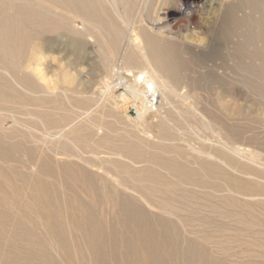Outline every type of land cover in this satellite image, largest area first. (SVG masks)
I'll return each mask as SVG.
<instances>
[{"label":"rangeland","instance_id":"374dc122","mask_svg":"<svg viewBox=\"0 0 264 264\" xmlns=\"http://www.w3.org/2000/svg\"><path fill=\"white\" fill-rule=\"evenodd\" d=\"M5 1H6V3H5ZM32 1L34 2V0H31L30 2H32ZM0 2H1L0 3V10H1V6H2L3 11H4V13L2 11H0V13L2 12L3 14H6V15L8 14V16L14 14L15 12H17V10H19L18 11V14H19V12L22 11V10H20L21 7L23 8V10H25L27 8L25 12L23 11V13L19 15L20 17L12 15V17L14 16L16 18V21L18 19L20 20V22L19 21L13 22L12 25L10 26L11 31L15 27V30L12 31V33L16 37L17 36L20 37L21 36V33H20L21 30L20 29L21 28H18V26L19 27L21 26L26 31V34H25L26 38L24 37L25 42H23V44H25L24 45L25 48H23L21 51L16 50L17 53L15 51V53L13 55H11L9 57V59H11L12 61L14 60V62L17 65H21V68L23 69V71L28 70L27 72H24L25 74L28 75V76L26 75V77H27L26 78V84L32 90V93L34 96V97H32V96L28 97L27 95H24L25 93H21L20 96L22 98L25 97V99H26V100L24 99V102L27 105L30 103L29 106L26 105L27 108L24 107L23 104H22L23 106H21V105L19 106V104H21V101L23 102V100H20L19 103H17L18 102L17 101L15 103L17 105H15V104H10L9 102L3 101L0 99V109L5 114L7 113L6 115H8V117L17 118L16 120L19 119V121L22 122L23 126L27 125V127L32 128L35 132H37L38 135L43 133V127L40 124H38L36 119L33 121H36L37 123L36 122L33 123V121H31V119L29 117H31L30 115L32 114V116H34V118H36V115L40 111H44L43 107L46 108V111L54 110L52 112H54L58 115L61 114V116H62L64 110H65L64 112H67V110L69 112L70 111L74 112L75 110L78 111V109H79V111H88L89 110L90 112L96 110L97 106H94L95 102H93L91 100V97H88V96H92V97L95 96L96 97V96H100L102 94V92H105V89L103 88V86H104V82H105V78H106L107 73H106V69H105L104 61H103L105 59V57L103 55H105L106 53L108 54L107 51L109 50V48L106 47L107 45L104 46L105 47L104 48L105 53L103 54V51L101 50V47L99 45L100 43L98 40V35L95 38H92V37L87 38V31H85V30H87V28L85 29V27H87V23L82 24L79 19L75 20L77 22H74V21L72 22V21H69L67 19L68 15L65 14V12H68V11L67 10L65 11L64 7H66V9H67V7L68 8L74 7V8H72L73 12L78 10L76 12L81 13L82 7L80 4H82V3H78L75 1L76 4H73V6H72V5H68L69 3L66 2L67 3L66 4L64 2V5H63L64 7H61L62 5L60 4L61 8L60 7L59 8H60V10L62 9L61 10V13L63 14L62 15L60 13L57 14V12H60V11L54 12V11L49 10L48 5H46L45 3H42L41 1H36V4H35V2L30 3V2H28V0L27 1L26 0H10V2H9V0L8 1L7 0H0ZM15 4L18 7L17 6L15 7ZM29 4H30L31 8L29 7ZM77 4H79V5H77ZM34 5L35 6L37 5L39 7V9L37 6H36L37 9H35L36 7ZM44 5H46V6H44ZM145 5H146V2H144V4L142 6H145ZM180 5L181 4H180L179 0H173L172 8H174V9L177 7L179 8ZM12 6H14V7H12ZM25 6H28V7H25ZM142 6L138 5L137 8L138 9H139V7L143 8ZM4 7H5V10H4ZM11 7L14 9L12 10ZM42 7H44L46 10L48 9L50 12L46 11ZM16 8H18V9H16ZM41 8H42V10H41ZM63 8H64V10H63ZM73 9L74 10L76 9V10L74 11ZM121 9L123 10L122 7L120 8V10ZM148 10H149L148 12H151V9H148ZM8 11H10L11 13L9 14ZM34 11H37V12H34ZM107 11L110 13L109 7H108ZM45 12H47V13L45 14ZM52 12L54 13V16H53V14H50ZM37 13L42 14V15L44 14L43 15L44 17L46 16L48 18H52L51 20H53V22H54V24L53 23L52 24L55 26V23H56L57 24L56 28H58L60 30L62 29V30L56 31L57 29H55V30H52L53 32L51 33V30L46 29V33H48L46 35V34H44L45 33V27L44 28L42 27L44 33H43V31L40 33L41 27H40L39 21H37V23H34V22H36V20L35 19H34L35 21L32 20L33 17ZM55 13H56V15H59V16L57 17L55 15ZM178 13H182V12L178 11ZM18 14L16 13V15H18ZM24 14H27V15L25 16ZM38 14L34 18H37ZM133 14H135L133 23L136 26L138 24V20L136 18L137 15L134 12H133ZM22 15H24V16L21 17ZM28 15H32L33 17L28 16ZM197 15H198L197 13L193 14V16H197ZM17 17H19V18L17 19ZM26 17L28 19H26ZM0 18L3 19L1 14H0ZM21 18H25L26 23H25L24 19L21 20ZM30 18H32V19H30ZM48 18H47V20H48ZM39 19H40V15H39ZM54 19H56V20L54 21ZM27 20H32V21L27 22ZM65 20L67 22L69 21L68 23L71 22L70 25H68V23L65 22ZM21 21L23 23H21ZM58 21H60V23ZM2 22L3 21L0 20V24ZM24 23H25V25H24ZM28 23L34 24L35 26L31 25V24H30V26H28ZM61 23H63V24H61ZM75 23H77L76 24L77 26L75 25ZM195 23L196 22L194 21L193 24H195ZM3 24H1V25H3ZM19 24H21V25H19ZM58 24H59V26H60V24L63 26L59 27ZM12 26H14V27H12ZM31 26L32 27L34 26V29ZM75 26H76V28H75ZM62 27H64L65 30ZM31 28L34 30V33H33V30H31ZM35 28H36V31H35ZM72 28H75V30L73 31ZM67 29H68V31L70 30L71 32L70 31L68 32ZM79 29L81 31H79ZM16 30H18L19 32ZM65 31L68 33H66ZM82 31H83V33H82ZM15 32H16V34H15ZM30 32H31V34H30ZM72 32H74V33H72ZM55 33H57V34H55ZM70 33H72V34L70 35ZM76 33L78 36L76 35ZM73 34H75V35H73ZM84 34H85V36H84ZM209 36H210L209 44H210V47L212 46L211 48L213 49L215 46L214 31H212V32L210 31ZM24 38H22V40ZM227 47H228V43L224 47L222 52L219 54V56L217 54L212 53V51H209V50H208L209 52L206 55L201 56V57L198 56V54H196L197 57H195V59H193V62L190 65H187V67H185L186 69L184 70V74L186 75V77L188 76L186 78L187 83L192 81V83H190V85L195 84L194 86L199 88L202 91V92L200 91L202 93V95L205 96V98L208 97V99L202 98L203 99L202 102L198 103L199 104L198 105V104H195L193 102L192 98H190L186 102L187 104H185V105L178 104V106H176L177 110H182L185 107L192 108V109L197 107L196 108L197 113L200 110V112H199L200 114H201V111L202 110L204 111L205 110L204 108H206L209 112H211L214 115H209V116L201 115V116H203L202 117L203 119L202 118H200V119L203 120V122H204L203 123L202 120L200 122L199 118H197V117H201L199 113H198L199 115L197 113L192 115L193 120L195 118L194 121L192 120V117H190V118L182 117L181 118L178 114L171 113V115H173L174 117L170 116L171 121L169 122V124H166L168 126V128H166V132L169 134H174V132L175 131L177 132V130L179 129L180 130V131H178L179 134H180V132L182 134V133L187 131L186 133L182 134L183 138H185L187 135L186 138L188 139V136H189L190 138L188 140H190L193 144L196 142L195 144L197 146L203 145L205 147V145H206L205 141L206 140H211V141H215V142L218 140V139H215V138H217V134L213 133V132L211 133V131L209 132V130H207L204 127L201 128L200 126H202V123L203 124L206 123L207 118H209V119H207L208 120L207 122H209L211 120V118H215V120L217 122H219L220 124H223L225 127L228 126L230 129L232 128L230 131V133L232 135L229 134L231 138L230 137L227 138L229 140V143L231 145L234 144L233 146L236 145L237 148H240L241 150H243L242 147H245L244 150L246 153L244 155H239V154H236L234 152H231L232 154L229 155V152H227L225 149H221V151L218 150L219 151L218 153L222 152L220 155L224 154L223 156H225V158H227L226 161L229 160L228 162H230V163L228 166H230V167L225 166V168H224L223 165L220 167V165H217L215 163H213V164L211 163V166H210L212 169L211 170L208 167L210 164L208 161H207V163H205V160H204V162L199 161L200 162L199 165H201L200 167H202V171H200L199 174L196 175L195 177H192V179L194 181L192 179H190V181L187 180V181H189L188 183H186L187 182L186 180L181 179V178H180L181 182H179V179L177 180V177L174 178V176L172 175L174 173L171 170H168L166 168H162V169L156 171L157 173L159 172L158 173L159 175H163V174L165 175V176H160V180H161V182L163 180V183L157 182V181L155 183L154 180H152V179L150 180L151 176H153V175L150 174L149 169L139 170L137 172V174L141 173L140 175H137L138 177L143 175V176H141V179H140L143 182L138 180V178H137L138 182H142V183H146V184H148V182H149L150 185H152V184L156 185L157 183H159V185H156V186L161 188V190H162V187H164L162 190V194L164 192H166V190L171 189L170 191L173 192L177 188V190L175 191L177 194L174 192L176 195L172 192H171L172 195L171 194L169 195V193L167 194V192H166L167 195L163 194V195H165V197L161 196L162 195L161 194V195H159L161 197V199H159L160 198L159 196L157 198L159 200H162V198H164V199L166 198L165 201L163 199L164 202L161 201L162 202L161 204H165V203L167 204V202L170 201V202H168L169 204H173V205L176 204L177 207L178 206L180 207L179 208L180 212H178L179 217L182 215L180 220L182 221V223L183 222L186 223V224L183 223V225L187 231L189 230L188 232H191L190 236H187L189 234L187 232L185 234H182L183 231L181 230V225L175 219L166 218L162 215L158 216V214H151L149 211L143 210V208L140 206V204H138L133 198H131V197L129 198V195H127L125 192H122L120 190L116 191L114 186L108 184L105 180H103L102 178L97 176L95 173H91V172L87 171V169H85L81 165H78V166H81V168L85 169L84 172L86 174H88L90 177V180L85 181V184H83V187L80 184L79 185L76 184V182H74V181L68 182V180H66L63 176L64 172H65V171H63L64 169L58 168V166L56 165L54 160H53V164L51 165L50 169H46L45 163H42L39 167V171L37 174H36V172H32L29 169L28 161L30 159L37 158L39 152L32 149V146L29 143L22 140L21 136H19L20 135L19 133H13V134L7 133L6 138H2L0 136V142H1L0 144H2V146H3V148H1V146H0V149H2L0 151V162H1L0 163V264H59L58 260H60L61 264H76L77 263L76 261H78V263L80 262L79 264H86V263L87 264H90V263L91 264H149L150 262H151L150 264H157V263L158 264H183V263L184 264H188V263L189 264H194V263L195 264H213V263L220 264L221 262H222V264H240L241 262L243 264H252V262L256 263V264H264V245H263L264 242H262V238L264 239V227L261 224L262 222L264 224V216H263L264 215V203H263L264 202V194H263L264 193V185H263L264 184V181H263L264 177H263V179H261L262 175L264 176V174H262L264 172V169H263V167H264V164H263L264 163L263 162L264 154H262V153H264V149H262V148H264V143L262 144V142H264V140H262V142L257 141L258 138H259V140H261L260 139L261 136H262V138L264 137L263 136L264 135V128H263L264 127V95H263L264 92H262L263 94L261 93V91L264 90V82H263L264 81V74L258 73L256 77L254 74L252 76L253 78L250 76L251 75L250 74L248 76V81L250 79L251 80L248 84V87L245 86L243 83H241L240 79L242 76L239 74L238 69H237V63H239V60L234 58V56H232L233 55L231 53L232 50L229 49V50H231V51H229ZM230 47H231V44H230ZM192 49L193 48H191V51H193ZM19 53H21V55ZM118 55H117L118 60H116V61H118L117 66L119 68L122 65H121V62L119 59L120 53H118ZM190 60H191V57L189 55H183V61L188 63V61H190ZM24 63H28V64L30 63V64L28 65V64H24ZM121 72H124V71L121 70ZM262 76H263V78H262ZM257 77H259V79L262 78L261 80H263V81H260ZM5 79L6 78L3 79L2 77H0V87H1L0 90L1 91L4 90L3 87H6L7 89L9 88L8 85L10 84V82L8 81V79H6L7 81ZM258 81H259V83L263 82V84L261 83V85H260L258 83ZM115 83H117V81ZM145 83H146V81L143 84H140L137 86L139 91L142 93L147 91ZM38 84H41L42 87L41 86L40 87L43 89L40 90V87ZM250 84H251V86H250ZM250 87H252L253 90H251ZM44 88L47 91H44ZM188 88H189V85H188ZM216 89H217V91H216ZM254 89H257L258 91L254 90ZM115 90L117 93L115 92ZM41 91L44 94L45 93L50 94V96H48V94L42 95L43 93ZM59 91H60V93H59ZM62 91H63V93H62ZM212 92H214L215 95H218V96H211ZM37 93L40 94V96H38ZM112 93L116 94V96H119L120 94L125 93V89L122 87H120L118 89L114 88V89H112ZM54 94H57V96ZM75 94H76V96H74ZM222 94H224V97ZM79 95H80V97H79ZM66 96L70 99H68ZM47 98H48V100H47ZM64 98H65V100L67 99V101H65ZM52 99H53V101H52ZM68 100H70V102ZM74 100L77 102L78 109H77L76 102ZM79 100H81L82 102ZM232 100H234V102ZM2 101L7 102L8 105L5 103L3 104ZM44 102H45V104H44ZM68 102H69V104H67ZM89 102L91 104H89ZM74 103H75V105H74ZM79 103H80V105H79ZM50 104H52V105H50ZM135 104H136L135 101L133 99H130L129 101H119L107 109L108 112H107V116H106V122H108L110 125H112L111 128L113 129V131L115 129L118 131V132L114 131L116 134L113 132L114 136H116L120 139L121 138L128 139L127 135H129V129H130L131 134H132L135 127L140 125V120H139L138 114H137L136 109H135ZM4 105H6V107ZM65 105H66V107H65ZM69 106L70 107L75 106L76 108L72 107L73 108L72 109ZM21 107L25 108L29 112V114L26 113V110L22 109ZM30 107H31V110H30ZM32 107H34L35 109ZM38 107H40V108H38ZM41 107H42V109H41ZM47 108H51V109H47ZM188 108H185L183 110H187ZM199 108H201V109H199ZM32 111H35V112H32ZM37 111H38V113H37ZM89 111H88V113H89ZM20 112H21V114L19 115ZM30 112H31V114H30ZM213 112H216L217 114L213 113ZM219 112H221V113H219ZM24 114H26L27 117L24 116ZM219 117H220V120L218 119ZM11 118H8V121H11ZM24 118H27V119H24ZM31 118L33 119V117H31ZM179 119H180V121H178ZM204 119H205V121H204ZM114 120H116V121H114ZM145 121H146L145 126L148 128L149 131L151 130L150 132H152L153 134H156V135H157V133L160 132L159 126H158L159 122H154L150 116L147 117ZM117 122H119V123H117ZM27 123H30V125H28ZM182 123H184V124H182ZM118 124H121V126L122 125L123 126L126 125V126L125 127L122 126V128H123L122 129L121 126H118ZM8 126H10V125H8ZM127 127H129V128H127ZM170 127H172V128H170ZM175 127H178V128H175ZM233 127H234V129H233ZM196 128L199 132L201 131L202 133H204V135L202 133H200V135H199V132H197V130H195ZM169 129H171V130H169ZM181 129H182V131H181ZM36 130H38V131H36ZM120 130H121V132L124 131L123 132L124 134L120 133ZM233 131H235V132H233ZM22 133H25V131H23ZM233 133L237 134L239 136L235 137V135H233ZM25 134H27V133H25ZM125 134H127V135H125ZM213 134L215 135V137L213 136ZM7 135H9V137ZM233 136L235 139L233 138ZM195 137H197V138H195ZM15 138H17V139H15ZM191 139H193V140H191ZM194 139L198 140L199 142L194 141ZM200 139L202 142H200ZM224 140H226V139L224 138ZM234 141L236 142V144ZM15 142H17V143H15ZM86 142L87 143L89 142V143L86 144ZM13 143L19 144V145H17L18 146L17 149H14V150L11 149L13 146L12 145ZM25 143L28 144V146ZM255 144H258V145H255ZM86 145L91 146V147H88ZM93 146H94V144L90 140L87 139L83 142V144L82 143L80 144L79 149L82 150L83 152L81 153V151L79 150V153L83 157L88 156L89 159H92L93 157H95V155L100 156L103 154V152H105V150H100L99 152H101V151H103V152L99 153L96 150V148H94ZM90 148H92V149H90ZM70 150H71L70 152L73 154L78 153L77 151H75L73 149H70ZM176 151H178V153L182 155V157H181L182 159L183 158L185 159L188 156V152L186 151V149L177 148ZM95 153H97V154H95ZM91 154H92V156H89ZM234 154L237 155L238 159H236V160L234 159V157H236V155H234ZM252 154L257 155L256 163H254V164L252 163V161L249 158V157H251ZM260 154L263 156H261ZM171 156H172V154H171ZM238 156L241 157L240 158L241 161L239 160ZM106 157H107V155L105 153L102 156H100V158H106ZM228 157H230V159ZM231 157L233 158L234 161H236L235 163ZM258 157H259V159H258ZM59 158H60V160H63L65 157L59 156ZM184 159L182 160L183 164H185ZM257 159H258V161H257ZM185 161H186V159H185ZM246 161H248L249 164ZM237 162H239V163H237ZM241 162H243V164L246 162V164L243 165ZM96 163H98V162H96ZM204 163L207 164L208 166H204L203 165ZM2 164H4V165H2ZM74 164L77 166V164L74 162L70 163V166L74 165ZM251 164H253L257 169L255 170L254 169L255 167L250 169V166L248 167L247 165H251ZM140 165L144 166V164H140ZM191 165L195 166L194 164H191ZM199 165H197V166H199ZM238 165L239 166L242 165V166H240L239 171H237L239 173H237L235 171L236 172V174H235L233 172L234 167H235V170H237L239 168ZM218 166L221 170L218 168ZM260 166L262 167V169ZM203 167H205V168L203 169ZM212 167L214 168V170ZM243 167L249 168L250 170H253V171H250L249 169L247 171L245 169V173H247V172H249V173L242 175L241 173L244 174V172L243 171L240 172V170ZM251 167H252V165H251ZM205 169H210V171L205 170ZM217 169H218V171L220 170V173L217 172ZM25 170H27V171H25ZM161 170H163V171H161ZM262 170H263V172H260ZM221 171L225 172V173H222ZM254 171H255V173H254ZM146 172H147V174H146L147 177L144 176ZM230 172L234 173L235 175L231 174ZM256 172H257V174L260 172L261 177L259 176L260 174L257 176ZM204 173H205V177H204ZM215 173H217L216 175H218V178L219 177H222V178L217 180ZM248 174H250V175H248ZM240 175H242V176H240ZM254 176H257L258 179L260 178L259 180H261L263 182V184L261 182H257L256 184L254 183V181L252 182V180L250 178H252ZM248 177H249V179H248ZM146 178H149V180ZM195 178H197V179H195ZM210 178L212 179V181L214 180L213 183H212ZM244 178H245V180H244L245 182L243 181ZM52 179H54V180H52ZM202 179H203V181H202ZM224 179H226V180H224ZM236 179H237V181H236ZM182 180L184 181V185L191 186L194 189L197 188L200 190L199 191L200 193L198 192L197 189L193 190L191 187L187 188V187L183 186ZM220 180L226 184L224 185V183H223V185H222V182H220ZM232 180H234V182ZM249 180H250V182H249ZM88 181H89V183H88ZM199 181H201V182L199 183ZM204 181H206L208 183H206ZM235 181L237 183L239 181L240 183L237 185H234ZM173 182L174 183L178 182L177 185H179V187L181 186V188L183 190L180 188H179L180 190H178L177 185L174 184ZM196 182H197V185H196ZM214 182H217V185L211 187V185H213ZM61 183H62V185H61ZM65 183L67 185H64ZM93 183H94V185H93ZM170 183H172V184H170ZM201 183H204V185L203 184L201 185ZM246 183H248L249 185H247ZM258 183L259 184L261 183L260 184L261 188H259L260 185H259V187L256 186ZM103 184H104V186H103ZM162 184H164V185H162ZM91 185H92V187H91ZM170 185L171 186L174 185V187L175 186L176 187L173 188ZM220 185H222V186H220ZM79 186H81V188H83V189H81ZM198 186H200V187H198ZM226 186H229V187L226 188ZM165 187L166 188L170 187V188L165 189ZM215 187L217 189L218 188L219 189L217 190V189H215ZM231 187L232 188L236 187L235 189H237V188L238 189H237V191L232 190ZM255 187H257V188H255ZM10 188H11V190H10ZM74 188H75V190H74ZM186 188H187V190H186ZM205 188L207 190H205ZM251 188H253V189H251ZM76 189H78V191ZM92 189H94L93 191L95 192L96 196L93 195ZM190 189L195 193H193L192 191L189 192ZM213 189L215 191L217 190V192L214 193L215 191ZM222 189H224V190H222ZM260 189H262V192L259 191ZM203 190L206 193L207 192L208 193L206 194ZM246 190L249 192H245ZM251 190H253V191H251ZM255 190H257V191L255 192ZM88 191H89V193H88ZM77 192H79V193H77ZM104 192H106V193H104ZM178 192H180V193H178ZM222 192H225L226 194L222 193ZM234 192H236V193L233 194ZM190 193L192 195H194V194L196 195V193H197V195H196L197 197L196 196L192 197V195ZM229 193H230L232 198L230 197ZM239 193H241V194L238 196ZM242 193H244V194H246V193L247 194H249V193L258 194L257 197H259V199H263L262 200L263 202L262 201H258V202L250 201L249 202V200H247V199H249V197L242 195ZM173 194L175 196H173ZM213 194H215V195H213ZM220 194L222 196H220ZM177 195H179V196L177 197ZM180 195L184 196V198L182 196L180 197ZM189 195L191 196V198H190L191 200H189V197H190ZM223 195L226 198H224ZM185 196H187V197L185 198ZM89 197H90V199H88ZM169 197H172V198H170L171 200L169 199ZM174 197H176V199H173ZM211 197H213V198H211ZM227 197L230 199L229 201H228ZM192 198L194 201L192 200ZM244 198H245V200H244ZM108 199H109V201H108ZM214 199L219 200L217 202H219L220 204L217 203L216 201L214 202ZM122 200H124V201H122ZM187 200H189V202ZM91 201L92 202L94 201L96 203L95 204L92 203V205H91V203H90ZM181 201H182V203H180ZM173 202H175V204ZM186 202L190 203L189 204L190 207H189V205L187 206L188 203H186ZM221 202L224 203V206L222 205ZM80 203H82V204H80ZM183 203L186 205H184ZM201 203H203L205 205H203ZM211 203H213V204H211ZM235 203H237V204H235ZM102 204H104V206ZM215 204H217V205H215ZM251 204L254 207H251L250 206ZM256 204L259 207H257ZM192 205H193V207H192ZM207 205H208V207H207ZM1 206H3V207H1ZM185 206H187L189 208V210H191L193 213H191V211H186ZM218 206H220V207H218ZM94 207H95V209H94ZM136 207H137V210H136ZM133 208H134V211H133ZM188 208H186V209H188ZM223 208H225V209H223ZM233 208L235 209L236 212H234ZM245 208H246V210H245ZM112 209L114 212H111ZM182 209H184V210H182ZM196 209H198V210H196ZM229 209H231L232 213L231 212L229 213V211H230ZM248 209H249V211H248ZM258 209H259V211H258ZM100 210L104 211L105 213L100 211ZM206 210L208 212L209 211L210 212L208 213ZM226 210H228V211H226ZM202 211H204V212H202ZM219 211H220V213H219ZM237 212H240V213H237ZM5 213H6V215H4ZM136 213H138V214H136ZM188 213L190 215L193 214V216L188 215ZM113 214H114V216H113ZM119 214L122 218L119 216ZM196 214H201L203 216L200 218V216H198ZM217 214H219V215H217ZM205 215L208 218L212 217V218H210L211 221ZM213 215L215 218L213 217ZM227 215H228V217H227ZM147 216L150 218H148ZM204 216H205V218L203 219ZM124 217H125V219H124ZM126 217H127V219H126ZM139 217H141V218H139ZM196 217L197 218L199 217L198 218L199 220ZM14 218H15V220H14ZM118 218L120 221L117 220ZM219 218H221V219H219ZM260 218H262V221ZM104 219H105V221H104ZM190 219L193 223L189 222ZM235 219H237V220L235 221ZM249 219H251L252 221L251 220L249 221ZM255 219H257V220H255ZM149 220L151 223L149 222ZM217 220H219L220 222ZM222 220L223 221L226 220V222H224L225 225H223ZM233 220H234V223H236V224L233 223ZM239 220H242V222H239ZM243 220H245V221H243ZM3 221L5 223L4 224L5 226L2 223ZM107 221H109L110 223H108ZM139 221L141 222L140 226H139ZM144 221H145V223H143ZM186 221L189 223H187ZM197 221H198V223H200L201 221L204 223H201V226H200V224H198ZM227 221H228V223H227ZM19 222H20V224H19ZM85 222H86V224H85ZM217 222H219V223L222 222V224L218 223L219 225H217ZM229 222H231V223H229ZM22 223H23V225H22ZM191 223L193 225H191ZM240 223H242L243 227H242V225H240ZM43 224H45V225H43ZM102 224H103V226H102ZM230 224H231V226H229ZM238 224H239V226H238ZM252 224L255 226H252ZM24 225L26 226V228H24L25 227ZM27 225L30 227H28ZM104 225H105V227H104ZM202 225L207 226V227H203ZM210 225H211V227H212V225H214L213 228L209 227ZM220 225L221 226L223 225L225 228H223V226L221 227ZM95 226H97V227H95ZM226 226L229 230L226 229ZM176 227H177V229H176ZM194 227L195 228L197 227L198 230H197V228L195 229ZM214 227H215V229H214ZM231 227H234V228H231ZM203 228H206V229L208 228L207 229L208 231L205 229L206 232H203ZM241 228H243V229H241ZM254 228H256V229H254ZM261 228L263 231L260 230ZM13 229H15L16 231L14 230L15 232H13ZM192 229H194V230H192ZM216 229L218 231H222V232H217ZM17 230H19V231H17ZM212 230H214L216 233L213 232V234L211 235L212 232L210 233L209 231H212ZM253 230L255 232H253ZM46 231H47V234L45 233ZM199 231H200V233H199ZM223 231H225V232L228 231L230 233L222 234ZM239 231H240V233H239ZM246 231L247 232L249 231L248 232L249 236H247ZM48 232H50V233H48ZM179 232L181 235H184L185 237L180 236ZM232 232H234V233H232ZM241 232H244L245 234L240 235ZM127 233H129V235ZM203 233H205V234L203 235ZM206 233H208V234H206ZM218 233H220V234H218ZM215 234H217V235H215ZM226 234H227V236H226ZM18 235H19V237H18ZM130 235L133 237V239H131L132 237H130ZM230 235H232V237H230ZM239 235L242 237H239ZM257 235H259V236H257ZM193 236H196V237H193ZM222 236H224V237H222ZM233 236H234V239L232 240ZM187 237H188V239H187ZM189 237H191V239ZM227 237H229V238H227ZM253 237H254V239H253ZM260 237H261V239H260ZM34 238H36V239H34ZM194 238H196V240H193V242H192V239H194ZM236 238H240L241 240L236 239ZM244 238H245V240H244ZM45 239L47 241H44ZM128 239H129V241H128ZM163 239H165V241H167V242H164ZM178 239H179V241H178ZM181 239H184V241L186 242V244L183 243L184 246L186 245V247H184L186 250H183L184 248H183V245L181 244V242H182ZM251 239H253V240H251ZM8 240H9V242H8ZM31 240H33V241H31ZM144 240L146 243H144ZM189 240L191 241V243H194L195 241L197 243L193 244V247L190 248V246L192 244L190 245ZM221 240H222V242H221ZM230 240H232V241H230ZM242 240H244V241H242ZM199 241H201V242H199ZM218 241H220V242H218ZM248 241H253V244H251V242H248ZM259 241H261V245H259L260 244ZM12 242H14V243H12ZM188 242H189V244H187ZM202 242H204L203 244H206V245L201 244ZM226 242H229V243H226ZM39 243H40V245H39ZM236 243H239V244L241 243L240 246H242V247L238 246V244H236ZM76 244H78V245H76ZM200 244H201V248H200ZM209 244L212 246L211 247L212 253H209V250H210ZM214 244H216V245L214 246ZM226 244H228V245H226ZM207 245H209V246L204 248ZM78 246H80V247H78ZM156 246H158V248ZM179 246H181V247H179ZM232 246H234L233 249H232ZM202 247L204 249H206V251ZM250 247H251V249H250ZM252 247H254V248H252ZM188 248H190V250ZM194 248H196L197 251H195ZM223 248H225V249H223ZM187 249H188V251H187ZM207 249H208V252H207ZM220 249H221V252H220L221 256L224 255L225 257L221 258L220 253H219ZM240 249L243 251L245 249L246 250L248 249V250L247 251L245 250L246 252L245 251L242 252ZM255 249H257V250H255ZM258 249H260V251ZM261 249L263 250V252H261L262 251ZM69 250H72V251H69ZM231 250H233V252H229ZM251 250H253V251H251ZM76 251H78V252H76ZM190 251H191V253H190ZM199 251H200L201 256L198 255ZM203 251H205V254H203ZM222 251L224 254L222 253ZM257 251L260 253H258ZM56 252L58 254H60V257L58 256V254H56ZM65 252L67 254H65ZM249 252H251V253H249ZM61 253L63 255H61ZM210 254H211V256H210L211 258L209 257ZM230 254H232L234 256H230ZM254 254H255V256H254ZM187 255H188V257H187ZM212 255L217 256V257H215L216 260H214ZM251 255H253L254 257ZM160 256H161L162 260L159 258ZM181 256L183 258H181ZM189 256H190V258H189ZM236 256H238L239 258L238 257L236 258ZM241 256H243L245 258H243ZM246 256H248L249 258H246ZM89 257H90V260H89ZM252 257L256 258V260L254 259L256 262H254ZM83 258H85V259H83ZM195 258H197V260ZM223 258L225 260L226 259L227 260L225 261V260H223ZM164 259H166V260H164ZM235 259H237V260H235ZM238 259L242 260V261L240 262ZM246 259H252V260H250V261L248 260L249 261V263H248ZM62 260H64V261H62ZM73 260H74V262H73ZM193 260H194V262H193ZM209 260L211 261L210 263H208ZM220 260H221V262H220ZM244 260L247 263H244L245 262ZM258 260H260V261H258ZM102 261H104V262H102ZM156 261H157V263H156ZM223 261H225V262H223ZM261 262H263V263H261Z\"/></svg>","mask_w":264,"mask_h":264},{"label":"bare ground","instance_id":"6f19581e","mask_svg":"<svg viewBox=\"0 0 264 264\" xmlns=\"http://www.w3.org/2000/svg\"><path fill=\"white\" fill-rule=\"evenodd\" d=\"M8 1V0H7ZM27 1V0H26ZM31 0H28V2H30ZM36 1H41L42 3H45L46 5H48L49 10L51 11H60L57 12L61 13L60 8L64 7V2L69 3L68 5H72L76 4V2L78 3H82L80 4L82 7V11L81 13H77L76 11L78 10H74L75 12L72 11V8L74 7H64L65 11L67 10L68 12H65V14H67V19L69 21H74L77 22L75 20H80L81 23H87V27H85V29L87 28V38L92 37L95 38L98 35V40H99V45L101 47V50L103 51V54L105 53V47H108L109 50L107 51L108 54L106 53L105 55H103L105 57L104 61V66L106 69V78H105V82H104V86L103 88L105 89V92H102V94L100 96H88L91 97V100L93 102H95L94 106L96 107V110L90 112L88 111H79L78 109V105H77V110H73L74 112H69L67 110V112L63 111V114L61 116L52 112L54 110L51 111H46V108L43 107L44 111H40L38 113L37 111V115L36 118H34V116H32L31 112H30V116L33 117V119L31 117H29L31 119V121L35 120L38 122V124H40L43 127V133L38 135L37 132H35L32 128H29L26 126H23L22 122L18 120H16L17 118H11L8 117V115H6L1 109H0V136L2 138H6V134L10 133H19L21 136V139L24 140L25 142L29 143L32 146V149L38 151V157L35 159H30L28 161V166L29 169L32 172H36V174L39 171V167L42 163H45V167L46 169H50L51 165L53 164V160L55 161L56 165L58 166V168H63L65 171L64 172V178L66 180L69 181H74L76 182V184H80L83 187V184H85L86 180H90V177L88 174H86L84 171L85 169H87V171L91 172V173H95L97 176H99L100 178H102L103 180H105L108 184L112 185L115 187L116 191H122L125 192L127 195H129V198H133L138 204H140V206L143 208V210L149 211L151 214H158L162 215L166 218H171V219H175L180 225H181V230L183 231L182 234H185L186 232L189 233L187 236H190L191 232H188L186 230V228L184 227L183 222L180 220L181 216L179 217L178 212L179 211V206L177 207L175 202H173L175 205L173 204H169L168 201L167 204H161L164 198L161 199V197L159 195L162 194V190L164 187L159 188L156 185H159V183L152 184L150 185L149 182L148 184L146 183H142L143 181L140 180L141 176H137L140 174H137V172L139 170H146L149 169L150 174L153 175L151 176L150 180H154L155 183L157 182H161L160 180V176H165L163 175H159L156 171L162 169V168H166L168 170H171L174 174H172L174 176V178L177 177V180L179 179V182H181V179L184 180H189L192 179V177H195L196 175L199 174L200 171H202V167H200L201 165L200 162L205 160V163H207V161L210 163L209 166L207 164H203L204 166H208L211 169V163H215L217 165H220V167L223 165L224 168L225 166H228L230 162H228L229 160L226 161L227 158H225V156L220 155L221 153H218L221 149H225L227 152H229V155L232 154L231 152H234L236 154L239 155H244L246 152L244 150L245 147H242L243 150H241L240 148H237V146H233L229 143V140L227 138L230 137L229 134L231 129L228 126H224L223 124H220L219 122H217L215 120V118H211V120L209 122H207L209 118L206 119V123L203 124V116L201 115H214L211 112H209L206 108H204L205 110L201 111V114L199 113L200 110L198 111V113L200 114L201 117H197L199 118L200 122L202 120V126H200L201 128L204 127L207 130H209V132L211 131V133H216L217 134V138L218 139L216 142L215 141H211V140H206L205 143V147L202 146H197L195 143L193 144L190 140H188L190 137L188 136V139L183 138L182 134L186 133H182L178 131H180L179 129L177 130V132L174 134H169L166 132V128H168V126L166 124H169V122L171 121L170 116L174 117L173 115H171V113H176L178 114L181 118H190L192 117L193 120V116L195 113H197L196 108L192 109V108H188L187 110H183L185 108H181L182 110H177L176 106H178V104H187L186 102L192 98L193 102L195 104H198L200 102H202V98H205V96L202 95V91L197 88L194 85H190L191 82L187 83L186 75L184 74V70L186 69L185 67H187V65H190L193 62V59H195L196 54H198V56H204L206 55L209 51H212V53L217 54L219 56V54L222 52V50L224 49V47L227 45L228 43V50L231 49L232 50V56H234V58L239 60V63H237V69L239 74L242 76L241 77V83H243L245 86L248 87V84L250 82V80L248 81V76L250 75L251 77L255 74V77L257 76V74H264V0H179L180 2V6L179 8H172V4H173V0H36ZM36 1L34 0L35 4ZM76 1V2H75ZM10 2V0H9ZM8 2V3H9ZM33 2V1H32ZM30 2V3H32ZM33 2V3H34ZM75 2V3H74ZM144 2H146L145 6H142L144 4ZM1 3V2H0ZM4 3V2H3ZM6 3V1H5ZM41 3V4H42ZM63 3V4H62ZM66 3V4H67ZM10 4V3H9ZM40 4V5H41ZM60 4L62 5L60 7ZM153 4V5H152ZM7 5V4H6ZM44 5V6H46ZM79 5V4H77ZM138 5H141L143 8L139 9L137 8ZM151 5V6H150ZM17 5L15 4V7ZM21 6V5H20ZM19 6V7H20ZM24 6V5H23ZM35 6V5H34ZM37 6V5H36ZM35 6V7H36ZM8 7V6H7ZM14 7V6H12ZM11 7V8H12ZM18 7V6H17ZM28 7V6H25ZM30 7V4H29ZM34 7V8H35ZM38 7V6H37ZM37 7L35 9H37ZM60 7V8H59ZM109 7L110 13L107 11ZM123 8V10L120 8ZM31 8V7H30ZM43 9H45L44 7H42ZM41 8V10H42ZM63 8V10H64ZM14 8H12L13 10ZM18 9V8H16ZM20 9V8H19ZM27 9V8H26ZM23 8L21 7L20 10H22L21 12L18 11L15 12L12 15L15 16H19L20 14L23 13ZM39 9V7H38ZM151 9V12H148ZM5 10V7H4ZM32 10V9H31ZM40 10V11H41ZM46 10V9H45ZM48 9L46 11H49ZM3 13V8L1 6V10ZM182 12V13H178ZM0 13L3 17V19L0 18L1 21H3L0 24V77H2L3 79L6 78L8 79V81L10 82V86L8 85V89L6 87H3L4 90H0V99L3 101H7L10 104H15L17 101V103H19L20 100H23V102L21 101V104H19V106H23L26 107V103L24 102V98H22L20 95L21 93H25L24 95H27L28 97L33 96L32 90L27 86L26 84V75L24 72L27 71H23V69L21 68V65H17L14 60L12 61L11 59H9V57L11 55H13L15 53V51H21L24 47L25 44H23V42H25V34L26 31L24 30V28H22L21 26L18 28H21L20 33L21 36L20 37H16L12 31L15 30L12 29L11 31V25L13 22L16 21V18L12 15L8 14H3ZM9 14L11 13L10 11H8ZM7 12V13H8ZM33 12V11H32ZM37 12V11H34ZM50 12V11H49ZM63 12V11H62ZM136 13L137 15V20H138V24L135 26L133 21H134V15L133 14ZM16 13L18 15H16ZM42 13V12H41ZM47 12H45L46 14ZM194 13H197V16H193ZM33 14V13H32ZM38 14V13H37ZM36 14V15H37ZM53 14L54 13H50ZM25 16L27 14H24ZM24 15H22L21 17H23ZM35 15V16H36ZM39 15H40V19H39ZM44 15V14H43ZM42 14H38L37 18H34L32 15H28V16H32L33 21L36 20L39 21L40 24V33L43 31L42 27H45V33L43 31L44 34H48L46 33V29L47 30H51V33L53 32L52 30L57 29L56 31L60 30L58 28H56V23L55 26L53 25L54 22L53 20H51L52 18H48V17H44ZM56 15V13H55ZM63 15V14H62ZM48 16V15H47ZM57 17L59 15H56ZM20 17V16H19ZM17 17V19L19 18ZM50 17V16H49ZM61 17V16H60ZM48 18V20H47ZM62 18V17H61ZM25 18H21V20ZM26 19H28L26 17ZM35 19V20H34ZM39 19V20H38ZM32 20H27V22L32 21ZM56 19H54L55 21ZM63 20V19H62ZM17 21L20 22V20L18 19ZM16 21V22H17ZM51 21V22H50ZM64 21V20H63ZM68 21V22H69ZM196 22L195 24H193V22ZM60 23V21H58ZM65 22H67L65 20ZM67 22V23H68ZM21 23H23L21 21ZM26 23V21H25ZM24 23V25H25ZM53 23V24H52ZM64 23V22H63ZM61 23V24H63ZM71 23V22H70ZM70 23H68V25H70ZM18 24V23H17ZM31 23H28V26H30ZM60 26H63L61 25ZM65 24V23H64ZM77 23H75L76 25ZM21 25V24H19ZM27 25V24H26ZM34 25V24H31ZM67 25V24H66ZM65 25V26H66ZM120 25V26H119ZM35 26V25H34ZM34 26L32 27L34 29ZM59 26V24H58ZM57 26V27H58ZM59 26V27H60ZM77 26V25H76ZM75 26V28H76ZM27 27V26H26ZM80 27V26H79ZM28 28V27H27ZM31 28V30H33ZM64 29V27H62ZM75 28H72V30L74 31ZM29 29V28H28ZM212 29V30H211ZM214 29V30H213ZM62 30V29H61ZM60 30V31H61ZM65 30V29H64ZM18 31V30H16ZM36 31V28H35ZM59 31V32H60ZM68 31V29H67ZM70 31V30H69ZM68 31V32H69ZM79 31H81L79 29ZM78 31V32H79ZM210 31H214V42H215V46H214V50L210 47L209 44V34ZM19 32V31H18ZM48 32V31H47ZM55 32V31H54ZM63 32V31H62ZM66 32V31H65ZM66 32V33H68ZM71 32V31H70ZM34 33V30H33ZM37 33V32H36ZM58 33V32H57ZM55 33V34H57ZM74 33V32H72ZM70 33V35L72 34ZM83 33V31H82ZM16 34V32H15ZM31 34V32H30ZM38 34V33H37ZM43 34V35H44ZM50 34V33H49ZM80 34V33H79ZM20 35V34H19ZM42 35V34H41ZM75 35V34H73ZM72 35V36H73ZM77 35V33H76ZM83 35V34H82ZM38 36V35H37ZM78 36V35H77ZM76 36V37H77ZM85 36V34H84ZM25 37V38H24ZM74 37V36H73ZM82 37V36H81ZM22 38H24L22 40ZM35 38V37H34ZM94 40V39H93ZM33 42V41H32ZM96 42V41H95ZM27 44V43H26ZM231 44V47H230ZM103 46V47H102ZM29 47V46H28ZM191 48H193L191 51ZM209 50V51H208ZM229 50V51H231ZM16 51V53H17ZM29 51V50H28ZM24 52V51H23ZM118 53H120V62H121V67L118 68L117 66V55ZM21 55V53H19ZM183 55H189L191 57V60L188 61V63H186L185 61H183ZM195 55V56H194ZM102 56V57H103ZM119 56V55H118ZM12 58V57H11ZM22 58V57H21ZM20 58V59H21ZM17 59V58H16ZM23 59V58H22ZM19 60V59H18ZM20 63V62H19ZM24 64H28V63H24ZM30 64V63H29ZM28 64V65H29ZM38 65V64H37ZM120 65V64H119ZM31 66V65H30ZM38 70V69H37ZM124 71V72H121ZM29 74V73H28ZM31 74V73H30ZM33 75V74H32ZM28 76V75H27ZM260 76V75H259ZM254 77V78H255ZM261 77V76H260ZM253 78V77H252ZM259 79V77H257ZM263 78V76H262ZM262 78H260V81ZM5 79V80H6ZM253 80V79H252ZM7 81V80H6ZM37 81V80H36ZM43 81V80H42ZM117 81V83H115ZM147 91L142 93L139 91V89L137 88L138 85L143 84L144 82ZM38 82V81H37ZM264 82V81H263ZM263 82H261L263 84ZM2 83V82H1ZM33 83V82H32ZM259 83V81H258ZM261 83H259L261 85ZM3 85V84H2ZM39 87L42 85L38 84ZM189 85V88H188ZM6 86V85H5ZM251 86V84H250ZM37 87V86H36ZM40 87V90L43 89ZM124 88L125 89V93L120 94L119 96H116V94L112 93V89L116 88ZM1 88V87H0ZM2 88V89H3ZM251 90L252 87H250ZM249 88V89H250ZM257 90V89H254ZM44 91L45 90L44 88ZM201 91V92H200ZM217 91V89H216ZM258 91V90H257ZM256 91V92H257ZM35 92V91H34ZM42 92V91H41ZM116 92V90H115ZM264 92L261 91V93ZM43 93V92H42ZM60 93V91H59ZM63 93V91H62ZM70 93V92H69ZM117 93V92H116ZM258 93V92H257ZM260 93V92H259ZM38 94V93H37ZM48 94V93H47ZM46 93L42 94V95H47ZM53 94V93H52ZM72 94V93H71ZM70 94V95H71ZM234 94V93H233ZM263 94V93H262ZM57 96V94H54ZM224 97V94H222ZM264 95V94H263ZM38 96H40V94H38ZM48 96H50V94H48ZM63 96V95H62ZM76 96V94L74 95ZM78 96V95H77ZM211 96H218L215 95L214 92H212ZM67 97V96H66ZM80 97V95H79ZM78 97V98H79ZM57 98V97H56ZM68 98V97H67ZM208 99V97H206ZM205 98V99H206ZM230 98V97H229ZM228 98V99H229ZM70 99V98H68ZM76 99V98H75ZM130 99H133L135 101V109L136 112L138 114L139 120H140V125L135 127V129L133 130L132 134L131 131L129 129V135H127L128 139L125 138H118L116 136H114L113 132L117 131L115 128V130L113 131V129L111 128L112 125H110L108 122H106V116H107V112H108V108L111 107L112 105H114L115 103L119 102V101H129ZM223 99V98H222ZM26 100V99H25ZM48 100V98H47ZM65 100V98H64ZM231 100V99H230ZM4 104H7V102H3ZM36 101V100H35ZM53 101V99H52ZM67 101V99L65 100ZM70 102V100H68ZM81 101V100H79ZM234 102V100H232ZM48 102V101H47ZM50 102V101H49ZM55 102V101H54ZM69 102L67 104H69ZM82 102V101H81ZM80 102V103H81ZM213 102V101H212ZM42 103V102H41ZM40 103V104H41ZM72 103V102H71ZM79 103V105H80ZM23 104V105H22ZM30 104V103H29ZM29 104L27 106H29ZM45 104V102H44ZM73 104V103H72ZM89 104H91L89 102ZM17 105V104H15ZM52 105V104H50ZM75 105V103H74ZM182 105V106H183ZM199 105V104H198ZM197 105V106H198ZM208 105V104H207ZM2 106V105H1ZM6 107V105H4ZM45 106V105H44ZM84 106V105H83ZM66 107V105H65ZM70 107V106H69ZM73 107V106H72ZM70 107V108H72ZM75 107V106H74ZM73 107V108H74ZM181 107V106H180ZM195 107V106H194ZM215 107V106H214ZM20 108V107H19ZM22 108V107H21ZM27 108V107H26ZM29 108V107H28ZM34 108V107H32ZM40 108V107H38ZM72 108V109H73ZM76 108V107H75ZM94 108V107H93ZM179 108V107H178ZM24 110H26L25 108H22ZM35 109V108H34ZM42 109V107H41ZM47 109H51V108H47ZM54 109V108H53ZM59 109V108H58ZM69 109V108H68ZM201 109V108H199ZM213 109V108H212ZM216 109V108H215ZM31 110V107H30ZM40 110V109H39ZM71 110V109H70ZM84 110V109H83ZM92 110V109H91ZM218 111V110H217ZM35 112V111H32ZM57 112V111H56ZM26 113L29 114V112L26 110ZM197 113V114H198ZM216 113V112H213ZM221 113V112H219ZM21 114V112L19 113V115ZM198 114V115H199ZM217 114V113H216ZM224 114V113H223ZM23 116V115H22ZM24 116H26V114H24ZM151 117L152 120L154 122H159V133L153 134L152 132H150L148 130V128L145 126L146 123V118L147 117ZM216 116V115H215ZM27 117V116H26ZM8 118H11V121H8ZM23 118V117H22ZM202 118V119H200ZM27 119V118H24ZM29 119V120H30ZM178 119V118H177ZM220 120V117L218 118ZM173 120V119H172ZM195 120V118H194ZM193 120V121H194ZM23 121V120H22ZM36 121H33L36 122ZM116 121V120H114ZM180 121V119L178 120ZM205 121V119H204ZM36 122V123H37ZM192 122V121H191ZM222 122V121H221ZM119 123V122H117ZM198 123V122H197ZM223 123V122H222ZM28 125H30V123H27ZM175 124V123H174ZM184 124V123H182ZM229 124V123H228ZM10 125V126H8ZM32 125V124H31ZM35 125V124H34ZM199 125V124H198ZM232 125V124H231ZM36 126V125H35ZM118 126H121V124H118ZM123 126V125H122ZM121 126V128H122ZM126 126V125H125ZM123 126V127H125ZM128 126V125H127ZM130 127V126H129ZM127 127V128H129ZM232 127V126H231ZM172 128V127H170ZM178 128V127H175ZM203 128V129H204ZM264 128V127H263ZM123 129V128H122ZM189 129V128H188ZM234 129V127H233ZM171 130V129H169ZM174 130V129H173ZM197 130V128L195 129ZM23 131H25V133H22ZM38 131V130H36ZM123 131V130H122ZM127 131V130H126ZM125 131V132H126ZM182 131V129H181ZM236 131V130H235ZM233 131V132H235ZM118 132V131H117ZM124 132V131H123ZM120 130V133H123ZM197 132H199L197 130ZM115 133V132H114ZM156 133V132H155ZM202 133L201 131L199 132ZM238 133V132H237ZM261 133V132H260ZM116 134V133H115ZM124 134V133H123ZM189 134V133H188ZM204 135V133H202ZM121 135V134H120ZM232 135V134H231ZM233 135L239 136L237 134ZM9 137V135H7ZM123 136V135H122ZM212 136V135H211ZM213 136L215 137V135L213 134ZM226 136V137H225ZM264 136V135H263ZM20 138V137H19ZM197 138V137H195ZM207 138V137H206ZM224 138L226 140H224ZM231 138V137H230ZM234 138V136H233ZM264 138V137H263ZM262 138V136L260 137L262 142V140H264ZM17 139V138H15ZM90 140L93 144H94V148H96V150L99 152L100 150H105V152L101 151L99 153L103 154L105 153L107 155L106 158H100V156L102 155H98L96 156L95 153V157H93L92 159H89V157L87 158L86 156H82L79 153V148H80V144L85 141V140ZM235 139V138H234ZM233 139V140H234ZM193 140V139H191ZM203 140V139H202ZM224 140V141H223ZM5 141V140H4ZM7 141V140H6ZM194 141H198L195 140ZM256 141V140H255ZM9 142V141H8ZM199 142V141H198ZM200 142L201 139H200ZM235 142V141H234ZM251 142V141H250ZM1 143V142H0ZM17 143V142H15ZM13 143L12 148L11 149H17V145L19 144H15ZM89 143V142H88ZM86 142V144H88ZM238 143V142H237ZM264 142H262L263 144ZM10 144V143H9ZM26 144V143H25ZM201 144V143H200ZM204 144V143H203ZM219 144V145H218ZM236 144V142H235ZM28 146V144H26ZM238 145V144H237ZM258 145V144H255ZM1 148H3L2 144H0ZM88 146V145H86ZM240 146V145H239ZM82 147V146H81ZM91 147V146H88ZM92 147V148H93ZM255 147V146H254ZM25 148V147H24ZM90 148V149H92ZM177 148H183L186 149V151L188 152V156L184 159V163L182 162V155L178 153V151H176ZM5 149V148H4ZM70 149H73L75 151H77L78 153L73 154L71 153ZM82 149V148H81ZM264 149V148H262ZM2 149H0L1 151ZM256 150V149H255ZM33 151V150H32ZM81 153L83 152L82 150H80ZM92 151V150H91ZM94 151V150H93ZM181 151V150H180ZM247 151V150H246ZM6 152V151H5ZM11 152V151H10ZM256 152V151H255ZM92 153V152H91ZM13 154V153H12ZM93 154V153H92ZM89 155V156H92ZM172 154V156H171ZM228 154V153H227ZM234 154V155H236ZM264 154V153H262ZM24 155V154H23ZM86 155V154H85ZM169 155V156H168ZM226 155V154H225ZM228 155V156H229ZM261 155V154H260ZM59 156H64L65 158L63 160H60ZM224 158H223V157ZM259 156V155H258ZM263 156V155H261ZM86 157V158H85ZM105 157V156H104ZM234 157V156H233ZM239 157V156H238ZM245 157V156H244ZM260 157V156H259ZM258 157V159H259ZM264 157V156H263ZM23 158V157H22ZM31 158V157H30ZM230 159V157H228ZM232 158V157H231ZM241 157H239L240 160ZM250 160L252 161V163H256V158L257 155L256 154H252L251 157H249ZM234 159H238L237 155L236 157H234ZM246 159V158H245ZM257 159V161H258ZM264 159V158H263ZM8 160V159H7ZM19 160V159H18ZM233 160V158H232ZM262 160V159H261ZM200 161V162H199ZM231 161V160H230ZM234 161V160H233ZM232 161V162H233ZM241 161V160H240ZM243 161V160H242ZM76 163L77 166L75 165H71L70 163ZM98 162V163H96ZM228 162V163H227ZM236 161H234L235 163ZM248 162V161H246ZM246 162L244 164H246ZM264 162V160H263ZM1 163V162H0ZM54 163V164H55ZM239 163V162H237ZM243 164V162H241ZM251 163V162H250ZM260 163V162H259ZM22 164V163H21ZM25 164V163H24ZM140 164H144L140 165ZM191 164H194L195 166H192ZM243 164V165H244ZM249 164V162H248ZM252 165H247L248 167L250 166V169L254 168L255 166ZM264 164V163H263ZM4 165V164H2ZM17 165V164H16ZM44 165V164H43ZM81 165L83 166L85 169L81 168ZM140 165V166H139ZM199 165V166H197ZM231 165V164H230ZM242 166V165H240ZM240 166L238 165V169L235 170L234 167V173L236 174L237 171H239ZM259 166V165H258ZM9 167V166H8ZM261 167V166H260ZM10 168V167H9ZM205 167H203L204 169ZM213 168V167H212ZM219 168V166H218ZM232 168V167H231ZM230 168V169H231ZM244 168V167H243ZM242 168V169H243ZM12 169V168H11ZM210 169H205L210 171ZM220 169V168H219ZM240 170L244 172L241 173L242 175H245L247 173H245V169L248 171L249 168H244L243 170ZM249 169V170H250ZM255 170L257 169L256 167L254 168ZM262 169V167H261ZM264 169V167H263ZM24 170V169H23ZM29 170V171H30ZM212 170V169H211ZM214 170V168H213ZM221 170V169H220ZM220 170L217 172L220 173ZM233 170V169H232ZM231 170V171H232ZM27 171V170H25ZM163 171V170H161ZM216 171V170H215ZM224 171V170H223ZM236 171V172H235ZM253 171V170H250ZM11 172V171H10ZM44 172V171H43ZM148 172V171H147ZM147 172L145 173V177ZM222 172V171H221ZM260 172H263L260 171ZM256 172V175L261 177V173ZM27 173V172H26ZM60 173V172H59ZM161 173V172H160ZM169 173V172H168ZM203 173V172H202ZM225 173V172H222ZM231 174H234L232 172H230ZM239 173V172H237ZM255 173V171H254ZM21 174V173H20ZM34 174V173H33ZM56 174V173H55ZM201 174V173H200ZM217 173H215L216 175ZM234 174V175H235ZM264 174V172L262 173ZM168 175V174H167ZM170 175V174H169ZM240 175V176H242ZM250 175V174H248ZM5 176V175H4ZM257 176H254L252 178H250L252 180V182L254 181V183L256 184L257 182H261L263 184V182L261 180L258 179ZM170 177V176H169ZM204 177H205V173H204ZM234 177V176H233ZM250 177V176H249ZM248 177V179H249ZM263 175L262 178L263 179ZM32 178V177H31ZM142 181V182H138V180ZM143 178V177H142ZM172 178V177H171ZM181 178V179H180ZM201 178V177H200ZM207 178V177H206ZM217 180L222 178L219 177L218 175H216ZM239 178V177H238ZM2 179V178H1ZM97 179V178H96ZM149 180V178H146ZM168 179V178H167ZM197 179V178H195ZM205 179V178H204ZM211 179V178H210ZM209 179V180H210ZM229 179V178H228ZM11 180V179H10ZM32 180V179H31ZM46 180V179H45ZM54 180V179H52ZM102 180V181H103ZM174 180V179H173ZM193 180V179H192ZM226 180V179H224ZM230 180V179H229ZM235 180V179H234ZM234 180H232L234 182ZM240 180V179H239ZM245 180V178L243 179V181ZM56 181V180H55ZM169 181V180H168ZM183 181V180H182ZM189 181H187L186 183H188ZM194 181V180H193ZM203 181V179H202ZM212 181V179H211ZM214 181V180H213ZM212 181V183H213ZM231 181V182H232ZM237 181V179H236ZM235 181L234 185L239 184L240 182L238 181V183ZM247 181V180H246ZM264 181V179H263ZM63 182V181H62ZM67 182V181H66ZM146 182V181H145ZM201 181H199L200 183ZM206 182V181H204ZM220 182H222L220 180ZM245 182V181H244ZM243 182V183H244ZM250 182V180H249ZM89 183V181H88ZM104 183V182H103ZM152 183V182H151ZM163 183V180L162 182ZM174 183V182H173ZM178 182L174 183L177 185ZM185 183V184H186ZM191 183V182H190ZM208 183V182H206ZM224 182H222L223 185ZM242 183V184H243ZM260 183V184H261ZM75 184V185H76ZM91 184V183H90ZM105 184V183H104ZM103 184V186H104ZM166 184V183H165ZM172 184V183H170ZM183 186L185 187H191V186H186L184 185V181H183ZM204 185V183H201V185ZM226 183H224L225 185ZM247 185H249L248 183H246ZM253 184V183H252ZM259 183L256 185L257 187H259L260 185ZM47 185V184H46ZM62 185V183H61ZM64 185H67L66 183ZM69 185V184H68ZM71 185V184H70ZM74 185V186H75ZM77 185V186H78ZM94 185V183H93ZM164 185V184H162ZM161 185V186H162ZM197 185V182H196ZM195 185V186H196ZM200 185V186H201ZM217 185V182H214L212 186ZM220 185V186H222ZM228 185V184H227ZM233 185V184H232ZM264 185V184H263ZM167 186V185H166ZM171 186V185H170ZM198 186V187H200ZM207 186V185H206ZM209 186V185H208ZM242 186V185H241ZM240 186V187H241ZM244 186V185H243ZM246 186V185H245ZM18 187V186H17ZM62 187V186H61ZM65 187V186H64ZM63 187V188H64ZM81 188V186H79ZM92 187V185H91ZM99 187V186H98ZM173 188V186H171ZM178 190L182 189L181 186L179 187V185H177ZM204 187V186H203ZM218 187V186H217ZM229 186H226V188ZM255 187V188H257ZM62 188V189H63ZM170 188V187H169ZM168 187L165 189H169ZM172 188V189H173ZM180 188V189H179ZM186 188V190H187ZM192 188V187H191ZM208 188V187H207ZM232 188V187H231ZM236 188V187H235ZM235 188H232V190H236ZM249 188V187H248ZM254 188V189H255ZM261 188V185L260 187ZM22 189V188H21ZM48 189V188H47ZM83 189V188H81ZM85 189V188H84ZM105 189V188H104ZM185 189V188H184ZM193 190H196L194 188H192ZM215 189H217L215 187ZM219 189V188H218ZM217 189V190H218ZM246 189V188H245ZM253 189V188H251ZM11 190V188H10ZM75 190V188H74ZM78 191V189H76ZM94 189H92L93 191ZM166 190L167 194L169 193V195L171 194L172 191ZM174 190V189H173ZM177 190V188L175 189V191ZM183 190V189H182ZM198 192L200 191L199 189H197ZM205 190H207L205 188ZM214 190V189H213ZM217 190L214 192L216 193ZM224 190V189H222ZM258 190V189H257ZM255 190V192L257 191ZM65 191V190H64ZM105 191V190H104ZM175 191H173L172 193H174ZM192 191L191 189L189 190V192ZM202 191V190H201ZM204 191V190H203ZM229 191V190H228ZM231 191V190H230ZM240 191V190H239ZM253 191V190H251ZM250 191V192H251ZM259 191L262 192V189H260ZM71 192V191H70ZM84 192V191H83ZM166 192H164L163 194L167 195ZM193 192V191H192ZM205 192V191H204ZM211 192V191H210ZM227 192V191H226ZM232 192V191H231ZM241 192V191H240ZM245 192H249V191H245ZM79 193V192H77ZM89 193V191H88ZM106 193V192H104ZM119 193V192H118ZM176 193V192H175ZM174 193V194H175ZM180 193V192H178ZM182 193V192H181ZM195 193V192H193ZM200 193V192H199ZM206 193V192H205ZM208 193V192H207ZM206 193V194H207ZM220 193V192H219ZM225 193V192H222ZM236 192H234L233 194H235ZM259 193V192H258ZM63 194V193H62ZM91 194V193H90ZM89 194V195H90ZM161 195L164 196L165 195ZM173 194V196H175ZM183 194V193H182ZM185 194V193H184ZM191 194V193H190ZM202 194V193H201ZM226 194V193H225ZM224 194V195H225ZM228 194V193H227ZM241 193L238 194V196ZM264 194V193H263ZM262 194V195H263ZM55 195V194H54ZM64 195V194H63ZM81 195V194H80ZM93 195H95V192L93 191ZM107 195V194H106ZM172 195V194H171ZM192 195V194H191ZM197 195V193H196ZM195 194L192 195V197L196 196ZM199 195V194H198ZM205 195V194H204ZM215 195V194H213ZM223 195L224 198H226ZM230 195V193H229ZM228 195V196H229ZM242 195L249 197V202L250 201H254V202H258V201H262L263 199H259L258 194H253V193H249V194H244L242 193ZM75 196V195H74ZM96 196V195H95ZM94 196V197H95ZM108 196V195H107ZM124 196V195H123ZM160 197L159 199L157 197ZM179 195H177L178 197ZM182 195H180L181 197ZM190 196V195H189ZM202 196V195H201ZM220 196H222L220 194ZM46 197V196H45ZM102 197V196H101ZM104 197V196H103ZM109 197V196H108ZM112 197V196H111ZM168 197V196H167ZM184 198V196H182ZM187 196H185L186 198ZM197 197V196H196ZM203 197V196H202ZM205 197V196H204ZM222 197V198H223ZM231 197V195H230ZM257 197V198H256ZM57 198V197H56ZM105 198V197H104ZM172 197H169V199ZM191 196L189 197V200ZM210 198V197H209ZM213 198V197H211ZM221 198V197H220ZM228 198V197H227ZM232 198V197H231ZM76 199V198H75ZM90 199V197L88 198ZM121 199V198H120ZM173 199H176V197H174ZM172 199V200H173ZM205 199V198H204ZM208 199V198H207ZM217 199V198H216ZM214 199V202L219 201ZM127 200V199H126ZM129 200V199H128ZM133 200V201H134ZM166 200V198L164 199V201ZM171 200V199H170ZM178 200V199H177ZM189 200H187L189 202ZM193 200V198H192ZM230 199L228 198V201ZM245 200V198H244ZM109 201V199H108ZM124 201V200H122ZM163 201V202H164ZM176 201V200H175ZM180 201V200H179ZM194 201V200H193ZM199 201V200H198ZM197 201V202H198ZM206 201V200H205ZM223 201V200H222ZM232 201V200H231ZM235 201V200H234ZM2 202V201H1ZM71 202V201H70ZM75 202V201H74ZM177 202V201H176ZM186 202V203H188ZM202 202V201H201ZM208 202V201H207ZM210 202V201H209ZM224 202V201H223ZM253 202V203H254ZM263 202V201H262ZM30 203V202H29ZM28 203V204H29ZM91 205L92 203H96V202H90ZM98 203V202H97ZM122 203V202H121ZM182 203V201L180 202ZM204 203V202H203ZM201 203V204H203ZM219 203V202H217ZM222 203V202H221ZM233 203V202H232ZM247 203V202H246ZM264 203V202H263ZM71 204V203H70ZM82 204V203H80ZM79 204V205H80ZM178 204V203H177ZM184 204V203H183ZM190 203L187 204V206ZM208 204V203H207ZM210 204V203H209ZM213 204V203H211ZM220 204V203H219ZM237 204V203H235ZM9 205V204H8ZM7 205V206H8ZM72 205V204H71ZM104 206V204H102ZM137 205V204H136ZM186 205V204H184ZM205 205V204H203ZM217 205V204H215ZM222 205L224 206V203H222ZM244 205V204H243ZM248 205V204H247ZM82 206V205H81ZM96 206V205H95ZM102 206V207H103ZM181 206V205H180ZM187 206H185L186 208H188ZM212 206V205H211ZM236 206V205H235ZM251 207L252 204L250 205ZM257 206V204H256ZM3 207V206H1ZM11 207V206H10ZM66 207V206H65ZM190 207V205H189ZM193 207V205H192ZM196 207V206H195ZM208 207V205H207ZM220 207V206H218ZM233 207V206H232ZM259 207V206H257ZM7 208V207H6ZM16 208V207H15ZM80 208V207H79ZM186 211H191L188 209H186ZM226 208V207H225ZM223 208V209H225ZM249 208V207H248ZM11 209V208H10ZM14 209V208H13ZM82 209V208H81ZM95 209V207H94ZM104 209V208H103ZM191 209V208H190ZM199 209V208H198ZM196 209V210H198ZM215 209V208H214ZM222 209V208H221ZM234 209V208H233ZM37 210V209H36ZM118 210V209H117ZM125 210V209H124ZM137 210V207H136ZM141 210V209H140ZM181 210V209H180ZM184 210V209H182ZM212 210V209H211ZM229 213L231 211V209H229ZM246 210V208H245ZM256 210V209H255ZM102 211V210H100ZM121 211V210H120ZM134 211V208H133ZM195 211V210H194ZM201 211V210H200ZM205 211V210H204ZM202 211V212H204ZM207 211V210H206ZM213 211V210H212ZM218 211V210H217ZM228 211V210H226ZM241 211V210H240ZM249 211V209H248ZM259 211V209H258ZM18 212V211H17ZM104 212V211H102ZM111 212H114L113 209ZM116 212V211H115ZM196 212V211H195ZM208 212V211H207ZM210 212V211H209ZM208 212V213H209ZM234 212L235 209H234ZM7 213V212H6ZM6 213L4 215H6ZM20 213V212H19ZM105 213V212H104ZM186 213V212H185ZM191 213H193L191 211ZM220 213V211H219ZM222 213V212H221ZM240 213V212H237ZM246 213V212H245ZM33 214V213H32ZM44 214V213H43ZM129 214V213H128ZM138 214V213H136ZM207 214V213H206ZM3 215V214H2ZM16 215V214H15ZM20 215V214H19ZM123 215V214H122ZM188 215H190L188 213ZM198 216H200V218L203 216L201 214H196ZM210 215V214H209ZM219 215V214H217ZM247 215V214H246ZM28 216V215H27ZM69 216V215H68ZM108 216V215H107ZM114 216V214H113ZM116 216V215H115ZM120 216V214H119ZM137 216V215H136ZM185 216V215H184ZM187 216V215H186ZM190 216H193V214H191ZM206 216V215H205ZM205 216L203 217V219L205 218ZM264 216V215H263ZM7 217V216H6ZM24 217V216H23ZM34 217V216H33ZM99 217V216H98ZM103 217V216H102ZM121 217V216H120ZM148 217V216H147ZM153 217V216H152ZM207 217V216H206ZM210 217V216H209ZM214 217V215H213ZM218 217V216H217ZM228 217V215H227ZM238 217V216H237ZM246 217V216H245ZM45 218V217H44ZM122 218V217H121ZM141 218V217H139ZM150 218V217H148ZM154 218V217H153ZM197 218V217H196ZM199 218V217H198ZM197 218V219H198ZM208 218V217H207ZM212 218V217H210ZM210 218H208L210 220ZM215 218V217H214ZM249 218V217H248ZM20 219V218H19ZM36 219V218H35ZM106 219V218H105ZM104 219V221H105ZM125 219V217H124ZM127 219V217H126ZM164 219V218H163ZM192 219V218H191ZM190 219L189 222H192ZM202 219V220H203ZM221 219V218H219ZM232 219V218H231ZM262 221V218H260ZM15 220V218H14ZM34 220V219H33ZM64 220V219H63ZM114 220V219H113ZM119 220V218L117 219ZM129 220V219H128ZM199 220V219H198ZM201 220V219H200ZM237 219H235L236 221ZM251 219H249L250 221ZM257 220V219H255ZM24 221V220H23ZM94 221V220H93ZM110 221V220H109ZM109 221H107L108 223H110ZM120 221V220H119ZM124 221V220H123ZM196 221V220H195ZM211 221V220H210ZM219 221V220H217ZM223 221V220H222ZM245 221V220H243ZM252 221V220H251ZM22 222V221H21ZM32 222V221H31ZM73 222V221H72ZM118 222V221H117ZM122 222V221H121ZM125 222V221H124ZM130 222V221H129ZM150 222V220H149ZM187 222V221H186ZM187 222V223H189ZM220 222V221H219ZM217 222V225L222 224ZM225 221H223V225H225ZM239 222H242V220H239ZM247 222V221H246ZM3 225L5 224L4 221L2 222ZM120 223V222H119ZM140 221H139V226H140ZM145 223V221L143 222ZM151 223V222H150ZM193 223V222H192ZM191 223V225H193ZM198 223V221H197ZM204 222H200L198 224H200ZM219 223V224H218ZM228 223V221H227ZM231 223V222H229ZM234 223V220H233ZM238 223V222H237ZM259 223V222H258ZM20 224V222H19ZM38 224V223H37ZM86 224V222H85ZM98 224V223H97ZM106 224V223H105ZM186 224V223H185ZM214 224V223H213ZM236 224V223H234ZM233 224V225H234ZM250 224V223H249ZM264 227L263 222L261 223ZM14 225V224H13ZM23 225V223H22ZM26 225V224H25ZM24 225V226H25ZM29 225V224H28ZM27 225V226H28ZM33 225V224H32ZM45 225V224H43ZM145 225V224H144ZM196 225V224H195ZM194 225V226H195ZM222 225V226H223ZM227 225V224H226ZM240 225H242V223H240ZM247 225V224H246ZM5 226V225H4ZM35 226V225H34ZM33 226V227H34ZM81 226V225H80ZM103 226V224H102ZM199 226V225H198ZM203 226V225H202ZM214 225H211L209 227L213 228ZM221 226V225H220ZM221 226V227H222ZM231 226V224L229 225ZM235 226V225H234ZM239 226V224H238ZM252 226H255L252 224ZM10 227V226H9ZM30 227V226H28ZM42 227V226H41ZM97 227V226H95ZM105 227V225H104ZM203 227H207V226H203ZM236 227V226H235ZM243 227V225H242ZM11 228V227H10ZM26 228V226L24 227ZM36 228V227H35ZM191 228V227H190ZM193 228V227H192ZM195 228V227H194ZM197 228V227H196ZM195 228V229H196ZM223 228H225L223 226ZM234 228V227H231ZM240 228V227H239ZM245 228V227H244ZM247 228V227H246ZM257 228V227H256ZM254 228V229H256ZM259 228V227H258ZM8 229V228H7ZM65 229V228H64ZM108 229V228H107ZM133 229V228H132ZM177 229V227H176ZM206 228H203V232L205 231ZM208 229V228H207ZM206 229V230H207ZM215 229V227H214ZM226 229L227 226H226ZM243 229V228H241ZM12 230V229H11ZM15 229H13V232ZM93 230V229H92ZM167 230V229H166ZM194 230V229H192ZM198 230V228H197ZM217 230V229H216ZM229 230V229H228ZM232 230V229H231ZM262 230V228L260 229ZM9 231V230H8ZM7 231V232H8ZM19 231V230H17ZM22 231V230H21ZM28 231V230H27ZM121 231V230H120ZM168 231V230H167ZM177 231V230H176ZM208 231V230H207ZM226 231V230H225ZM223 231L222 234L224 233H230V232H225ZM263 231V230H262ZM10 232V231H9ZM30 232V231H29ZM39 232V231H38ZM71 232V231H70ZM91 232V231H90ZM122 232V231H121ZM127 232V231H126ZM139 232V231H138ZM211 233V235L213 234V232H215L214 230L209 231ZM217 232H222V231H218ZM238 232V231H237ZM249 232V231H248ZM248 232L246 231L247 236ZM253 232H255L253 230ZM258 232V231H257ZM256 232V233H257ZM18 233V232H17ZM28 233V232H27ZM43 233V232H42ZM47 234V231L45 232ZM50 233V232H48ZM94 233V232H93ZM168 233V232H167ZM200 233V231H199ZM209 233V234H210ZM216 233V232H215ZM234 233V232H232ZM240 233V231H239ZM255 233V234H256ZM10 234V233H9ZM29 234V233H28ZM100 234V233H99ZM103 234V233H102ZM129 235V233H127ZM133 234V233H132ZM131 234V235H132ZM166 234V233H165ZM180 234V232H179ZM205 233H203L204 235ZM208 234V233H206ZM220 234V233H218ZM221 234V235H222ZM237 234V233H236ZM245 234L244 232H241L240 235ZM250 234V233H249ZM20 235V234H19ZM18 235V237H19ZM45 235V234H44ZM72 235V234H71ZM106 235V234H105ZM130 235V237H132ZM146 235V234H145ZM193 235V234H192ZM217 235V234H215ZM229 235V234H228ZM239 237H242L240 236ZM46 236V235H45ZM51 236V235H50ZM160 236V235H159ZM169 236V235H168ZM178 236V235H177ZM180 236H184L181 235ZM227 236V234H226ZM225 236V237H226ZM255 236V235H254ZM259 236V235H257ZM10 237V236H9ZM27 237V236H26ZM129 237V238H130ZM149 237V236H148ZM170 237V236H169ZM185 237V236H184ZM196 237V236H193ZM212 237V236H211ZM224 237V236H222ZM230 237H232V235H230ZM262 237V236H261ZM260 237V239H261ZM13 238V237H12ZM17 238V237H16ZM22 238V237H21ZM20 238V239H21ZM33 238V237H32ZM80 238V237H79ZM191 239V237H189ZM200 238V237H199ZM220 238V237H219ZM229 238V237H227ZM246 238V237H245ZM244 238V240H245ZM252 238V237H251ZM258 238V237H257ZM6 239V238H5ZM10 239V238H9ZM36 239V238H34ZM49 239V238H48ZM58 239V238H57ZM133 239V237L131 238ZM150 239V238H149ZM185 239V238H184ZM184 239H181V244L183 245V243L186 244V242L184 241ZM188 239V237H187ZM186 239V240H187ZM222 239V238H221ZM234 239V236L232 238V240ZM241 240L240 238H236ZM235 239V240H236ZM254 239V237H253ZM251 239V240H253ZM259 239V240H260ZM13 240V239H12ZM79 240V239H78ZM164 242L165 239H163ZM196 240V238L192 239ZM200 240V239H199ZM213 240V239H212ZM217 240V239H216ZM220 240V239H219ZM227 240V239H226ZM230 240V241H232ZM242 240V241H244ZM247 240V239H246ZM249 240V239H248ZM7 241V240H6ZM33 241V240H31ZM38 241V240H37ZM44 241H47L46 239ZM86 241V240H85ZM129 241V239H128ZM158 241V240H157ZM169 241V240H168ZM179 241V239H178ZM190 241V240H189ZM202 241V240H201ZM199 241V242H201ZM211 241V240H210ZM256 241V240H255ZM9 242V240H8ZM50 242V241H49ZM111 242V241H110ZM132 242V241H131ZM177 242V241H176ZM205 242V241H204ZM204 242H202L201 244H203ZM220 242V241H218ZM222 242V240H221ZM235 242V241H234ZM247 242V241H246ZM251 242V244H253V241H248ZM261 245V241H259ZM262 242H264V239L262 238ZM14 243V242H12ZM26 243V242H25ZM84 243V242H83ZM115 243V242H114ZM142 243V242H141ZM144 243L145 240H144ZM149 243V242H148ZM158 243V242H157ZM179 243V242H178ZM197 243L196 241L194 243H191L190 241V248L193 247V244ZM213 243V242H212ZM216 243V242H215ZM229 243V242H226ZM32 244V243H31ZM132 244V243H131ZM139 244V243H138ZM143 244V243H142ZM166 244V243H165ZM189 244V242L187 243ZM201 244H200V248H201ZM238 244V246L241 245V243H236ZM257 244V243H256ZM40 245V243H39ZM53 245V244H52ZM67 245V244H66ZM78 245V244H76ZM161 245V244H160ZM167 245V244H166ZM206 245V244H203ZM210 245V244H209ZM209 245L205 246L204 248L208 247ZM216 244H214L215 246ZM220 245V244H219ZM228 245V244H226ZM231 245V244H230ZM233 245V244H232ZM264 245V244H263ZM38 246V245H37ZM56 246V245H55ZM86 246V245H85ZM147 246V245H146ZM188 246V245H187ZM195 246V245H194ZM218 246V245H217ZM223 246V245H222ZM247 246V245H246ZM40 247V246H39ZM74 247V246H73ZM80 247V246H78ZM129 247V246H128ZM155 247V246H154ZM158 248V246H156ZM181 247V246H179ZM186 247V245H183V248ZM196 247V246H195ZM212 246L210 245V250ZM234 246H232L233 249ZM242 247V246H240ZM245 247V246H244ZM243 247V248H244ZM65 248V247H64ZM68 248V247H67ZM103 248V247H102ZM142 248V247H141ZM156 248V249H157ZM190 248H188L190 250ZM197 248V247H196ZM196 248H194L195 251ZM203 248V247H202ZM203 248V249H204ZM254 248V247H252ZM44 249V248H43ZM70 249V248H69ZM143 249V248H142ZM174 249V248H173ZM187 249V251H188ZM202 249V250H203ZM217 249V248H216ZM219 249V248H218ZM225 249V248H223ZM236 249V248H235ZM238 249V248H237ZM242 249V248H241ZM240 249V250H241ZM251 249V247H250ZM263 249V248H262ZM261 249V250H262ZM62 250V249H61ZM148 250V249H147ZM165 250V249H164ZM183 250H186L185 248ZM182 250V251H183ZM201 250V249H200ZM206 251V249H204ZM209 253H212V250ZM246 250V249H245ZM244 250V251H245ZM248 250V249H247ZM246 250V251H247ZM254 250V249H253ZM251 250V251H253ZM257 250V249H255ZM260 251V249H258ZM72 251V250H69ZM144 251V250H143ZM186 251V252H187ZM205 251H203V254H205ZM242 252H244L243 250H241ZM245 251V252H246ZM54 252V251H53ZM62 252V251H61ZM78 252V251H76ZM145 252V251H144ZM161 252V251H160ZM208 252V249H207ZM217 252V251H216ZM221 252V249L219 251V253ZM229 252H233V250L229 251ZM228 252V253H229ZM256 252V251H255ZM258 252V251H257ZM263 252V250L261 251ZM37 253V252H36ZM70 253V252H69ZM68 253V254H69ZM162 253V252H161ZM174 253V252H173ZM172 253V254H173ZM191 253V251H190ZM194 253V252H193ZM197 253V252H196ZM223 253V251H222ZM226 253V252H225ZM251 253V252H249ZM260 253V252H258ZM56 254H58L56 252ZM65 254H67L65 252ZM64 254V255H65ZM88 254V253H87ZM208 254V253H207ZM224 254V253H223ZM222 254V255H223ZM235 254V253H234ZM242 254V253H241ZM61 255H63L61 253ZM83 255V254H82ZM191 255V254H190ZM193 255V254H192ZM199 256L200 255V251H199ZM247 255V254H246ZM250 255V254H249ZM248 255V256H249ZM58 256L60 257V254H58ZM71 256V255H70ZM78 256V255H77ZM98 256V255H97ZM147 256V255H146ZM167 256V255H166ZM206 256V255H205ZM211 256V254L209 255V257ZM221 256V253H220ZM230 256H234L232 254H230ZM229 256V257H230ZM248 256H246V258H249ZM253 256V255H251ZM255 256V254H254ZM253 256V257H254ZM72 257V256H71ZM74 257V256H73ZM85 257V256H84ZM188 257V255H187ZM198 257V256H197ZM204 257V256H203ZM212 257L215 259V257H217L216 255H212ZM225 257L224 255L221 256ZM238 256H236L237 258ZM243 257V256H241ZM252 257V258H253ZM145 258V257H144ZM161 259V256L159 257ZM181 258H183L181 256ZM190 258V256H189ZM211 258V257H210ZM239 258V257H238ZM245 258V257H243ZM60 259V258H59ZM85 259V258H83ZM149 259V258H148ZM157 259V258H156ZM197 260V258H195ZM199 259V258H198ZM204 259V258H203ZM241 259V258H240ZM256 260V258H253V260ZM260 259V258H259ZM263 259V258H262ZM70 260V259H69ZM90 260V257H89ZM150 260V259H149ZM148 260V261H149ZM162 260V259H161ZM166 260V259H164ZM173 260V259H172ZM191 260V259H190ZM200 260V259H199ZM213 260V259H212ZM223 260H225L223 258ZM227 260V259H226ZM225 260V261H226ZM237 260V259H235ZM239 260V259H238ZM247 262L249 263L250 260L252 259H246ZM249 260V261H248ZM254 260V262H256ZM64 261V260H62ZM71 261V260H70ZM86 261V260H85ZM154 261V260H153ZM223 261V262H225ZM240 262L242 260H239ZM245 261V260H244ZM260 261V260H258ZM59 264L60 260H58ZM74 262V260H73ZM76 264H79L78 261H76ZM104 262V261H102ZM191 262V261H190ZM194 262V260H193ZM198 262V261H197ZM211 261L209 260L208 263H210ZM214 262V261H213ZM221 262V260H220ZM235 262V261H234ZM246 261L244 263H247ZM63 263V262H62ZM151 263V262H150ZM149 263V264H150ZM153 263V262H152ZM157 263V261H156ZM187 263V262H186ZM263 263V262H261ZM87 264V263H86ZM91 264V263H90ZM158 264V263H157ZM184 264V263H183ZM189 264V263H188ZM195 264V263H194ZM215 264V263H213ZM217 264V263H216ZM222 264V262L220 263ZM240 264H243L242 262ZM252 264H256L253 263Z\"/></svg>","mask_w":264,"mask_h":264}]
</instances>
